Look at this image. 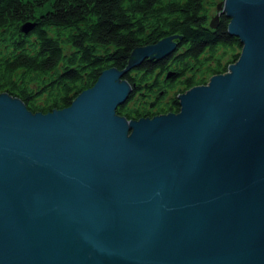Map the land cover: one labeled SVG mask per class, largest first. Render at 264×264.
<instances>
[{"label": "water", "instance_id": "obj_1", "mask_svg": "<svg viewBox=\"0 0 264 264\" xmlns=\"http://www.w3.org/2000/svg\"><path fill=\"white\" fill-rule=\"evenodd\" d=\"M221 15L238 57L177 94L175 113L115 109L122 76L172 54L177 34L68 107L0 93V264H264V0L217 2L210 29Z\"/></svg>", "mask_w": 264, "mask_h": 264}, {"label": "trees", "instance_id": "obj_2", "mask_svg": "<svg viewBox=\"0 0 264 264\" xmlns=\"http://www.w3.org/2000/svg\"><path fill=\"white\" fill-rule=\"evenodd\" d=\"M219 1L0 0V93L31 112L62 109L102 70L125 68L136 47L177 34L172 54L122 76L131 92L115 109L126 119L175 113L177 94L225 72L238 57L241 45L227 37L228 20L221 15L208 27ZM27 22L32 29L21 33Z\"/></svg>", "mask_w": 264, "mask_h": 264}, {"label": "rangeland", "instance_id": "obj_3", "mask_svg": "<svg viewBox=\"0 0 264 264\" xmlns=\"http://www.w3.org/2000/svg\"><path fill=\"white\" fill-rule=\"evenodd\" d=\"M221 1V0H220ZM215 14V8L212 7L210 10H209V17H208V20H210V18ZM209 22V21H208ZM209 77H206V82L208 81ZM185 91V90H184ZM183 91V92H184Z\"/></svg>", "mask_w": 264, "mask_h": 264}]
</instances>
